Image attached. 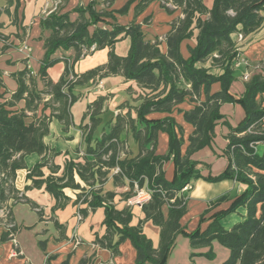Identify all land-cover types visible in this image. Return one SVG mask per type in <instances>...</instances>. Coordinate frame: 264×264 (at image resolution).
Segmentation results:
<instances>
[{
	"label": "trees",
	"instance_id": "trees-1",
	"mask_svg": "<svg viewBox=\"0 0 264 264\" xmlns=\"http://www.w3.org/2000/svg\"><path fill=\"white\" fill-rule=\"evenodd\" d=\"M135 1L129 0L118 12H126ZM149 1L152 0H141L137 11ZM160 1L169 11H172L170 3L173 7L182 8L184 13V17L172 23V29L166 36V53L161 49L159 39L150 41L145 38L139 23L132 22L128 26L112 24L111 28L98 26L100 22L107 23V18L115 19V13L113 10L98 11L97 0H92L86 7L76 9L79 13L76 20H71L68 13L60 11L43 17L41 27L51 30V33L44 41L45 55L40 69L35 73L26 67L13 73L18 83L15 91L10 92L5 87L0 69V209L7 211L6 218L0 217V225L6 228L2 241L14 238L18 230L13 205L28 199L25 191L17 188L15 181L18 171L27 169V178L32 180V186L45 185L57 200L68 199L64 192L67 187L79 190L75 203L86 205L79 207L82 216L104 207L106 232L97 236L95 243L109 249L112 254H118L120 244L130 240L137 251V264H166L177 236L183 234L189 237L194 249L209 247L206 252H192L190 264H196L193 258L200 255L214 260V241L230 252L220 264H264V151L259 148L264 145V107L260 96L264 93V72L251 75L242 95L236 96L231 92L236 79V64L240 59L236 36L239 33L248 35L262 25L264 0H215L211 9L205 6L203 0ZM206 13L209 16L203 19L202 15ZM93 25L97 26L91 32ZM195 28L198 29L196 45L190 48V56L184 58L180 50L181 42L191 38ZM123 36L130 37L132 41L125 56L115 52V44ZM94 44L96 49L109 48L106 64L77 74L73 70V62L67 60L61 79L54 82L50 78L48 70L58 61L53 57L58 49L74 48L77 60L84 56V49ZM12 46L9 35L0 30V54ZM209 58L213 59V66L220 68L219 73L212 72L210 67L199 66ZM117 74L136 81L145 90L142 102L136 106L137 119L129 111L118 114L110 131L100 138L94 139L91 131L88 132L84 161L69 160L60 176L56 175L59 167L55 165L45 176L43 168L49 164V148L43 137L48 127L47 117H37L40 106L50 108L51 116L69 123L71 106L79 98L75 86ZM38 78L44 83L41 89L37 85ZM215 83H220L217 91L212 90ZM202 94L203 100L200 99ZM186 99L197 104L184 111L185 120L194 127L184 152L185 140L181 128L172 117L150 119L147 116L152 112L171 113ZM21 101L25 105L19 108ZM103 102L104 97H99L89 106L93 108V122ZM224 103L241 104L245 117L237 126H231L227 134L228 143L224 150L229 158L227 168L219 176L208 179H235L248 187L233 199L229 209L218 212L206 229L187 232L181 224L187 212L188 199L183 188L202 177L197 169L198 163L191 155L211 145L215 127L224 118L221 113ZM29 115L33 117L31 121H28ZM127 128L132 130L140 148L139 154L133 157H122L126 150L123 134ZM159 131L169 134V151L164 155L156 154ZM31 153L41 155L42 160L28 168L25 156ZM170 159L175 163L172 180L166 179L163 170L165 162ZM116 166L120 167L118 173L113 172ZM75 175L84 182L83 186L77 182ZM110 176L116 186H128V190L122 193L125 199L135 193L136 182L140 187L150 189L151 198L142 210L146 220L161 228L158 247L144 233L143 220L132 225L131 208L118 209L114 204L117 193L104 190L103 185ZM30 187L26 185L25 189ZM224 199L226 196L215 204ZM164 205L168 206L167 216L163 212ZM239 206L246 207V217L226 229L221 224V218ZM93 261L94 256L91 255L83 258L80 264H93ZM62 264H70L69 258Z\"/></svg>",
	"mask_w": 264,
	"mask_h": 264
},
{
	"label": "crops",
	"instance_id": "crops-1",
	"mask_svg": "<svg viewBox=\"0 0 264 264\" xmlns=\"http://www.w3.org/2000/svg\"><path fill=\"white\" fill-rule=\"evenodd\" d=\"M50 0H0V30L9 35L13 46L0 54V69L3 71L5 87L13 92L17 89L18 83L13 73L23 70L30 65L33 72L40 69L42 59L45 55L44 41L51 33L49 29L41 27L44 8ZM92 0H63L60 12L68 13L71 20H76L79 7H86ZM129 0H97L96 9L98 11H110L115 13V19L107 18V23L100 22L98 26L111 28L112 24L128 26L132 22L141 24L145 33V38L150 41L159 39L161 49L167 52L168 46L166 36L172 29V23L184 17L182 8L169 6L172 11L165 8L160 0L149 1L142 10L137 11V5L141 0L132 3L126 12L119 13ZM215 0H203L208 9L213 7ZM262 25L252 33L244 35L242 41H238L240 58L249 63L237 67L236 79L232 83L231 92L240 96L245 91L244 74L250 72H264V10ZM209 14H203L202 18H208ZM97 25L90 27L92 32ZM198 29H194L191 38H186L181 42L180 50L184 58L190 56V48L197 42ZM237 38V36H236ZM27 43L30 52L20 50V45ZM131 38L123 36L115 44V52L121 56L129 53L131 48ZM109 48L96 49L85 54L76 60L74 48L58 49L53 57L58 61L49 68L48 73L54 82H58L63 76L67 60L73 62V70L77 74L106 64L108 61ZM213 59L209 58L199 63V66L210 67L214 73L221 70L212 65ZM37 85L41 89L44 83L38 78ZM4 88H1L3 90ZM220 89V83H215L213 91ZM75 92L79 98L71 106V120L65 123L56 116H51L50 108L40 106L37 117H47V133L43 140L48 146L49 164L43 168L45 176L51 173L53 166L59 169L56 175L64 173L65 166L69 160L84 161L87 150L86 135L91 131L92 137L100 138L103 133L110 131L118 114L131 112L137 119L136 106H138L145 96L136 81L128 80L124 76L107 75L101 79L89 80L75 86ZM263 100L264 93L260 95ZM99 97H104L103 107L95 115L96 121H92L91 114L93 108L89 106ZM204 99V94L200 97ZM197 102L186 99L178 104L171 113L152 112L147 117L150 119H162L172 117L177 126L181 128L185 143V152L189 144V136L193 133L194 127L184 118V111L192 109ZM25 102L21 101L19 108L24 107ZM221 113L224 118L215 127V135L211 145L195 151L191 158L197 161V169L202 177L191 183V188L185 192L188 195L187 212L181 219V224L187 232H193L200 228L204 230L220 211L227 210L232 205V201L242 194L247 185L235 179H222L213 181V178L222 174L228 166L229 158L224 153L228 143L227 134L230 127L237 126L245 117V110L239 103H224L221 106ZM33 119L29 115L28 121ZM264 123V119H263ZM102 128L101 135L98 134ZM133 132L127 128L123 134L126 150L122 157H133L139 154L138 142L132 140ZM264 151V145L259 146ZM169 151V134L166 131H159L156 154L164 155ZM42 160V156L31 153L25 156L28 168H32ZM165 177L172 180L175 176V163L172 159L165 162L163 166ZM77 182L82 186L84 182L75 175ZM26 185L31 186L25 189ZM16 186L25 191L28 201L19 202L13 205V216L18 230L14 238L6 241L1 240L5 226L0 225V264H62L69 258L70 264H80V261L87 256H94L93 264H137V251L130 240H125L120 244L119 253L112 254L107 248L98 246L95 243L97 236H102L106 232L104 225L105 208L98 207L94 211H89L81 220L77 218L80 206L75 200L79 190L65 188L64 192L68 199H56L45 185L41 187L32 186V180L27 178V169L18 171ZM105 191H115L117 194L114 204L118 209L130 207L133 213L131 224L137 225L143 220L142 227L144 233L153 241L155 247L159 246L161 228L151 220L145 219L142 208L129 206L127 199L122 193L128 190L127 185L114 184L112 176L103 185ZM226 199L216 203L220 198ZM60 204V205H59ZM163 212L168 214V206L164 205ZM247 214L244 206L237 207L221 218V224L230 229L235 223L242 221ZM216 258L210 260L200 255L193 258L196 264H220L229 256V250L218 241L213 242ZM209 247L194 249L190 244V239L186 235L179 234L176 244L171 251L166 264H190L192 252H206Z\"/></svg>",
	"mask_w": 264,
	"mask_h": 264
},
{
	"label": "built area",
	"instance_id": "built-area-1",
	"mask_svg": "<svg viewBox=\"0 0 264 264\" xmlns=\"http://www.w3.org/2000/svg\"><path fill=\"white\" fill-rule=\"evenodd\" d=\"M63 4V0H50L49 2L46 3V6L44 8L43 14L44 16H48L54 12H58L60 11V7ZM170 4V3H169ZM244 39V35L242 33H239L237 35V40L238 41H242ZM20 50L29 53L30 52V47L27 43H23L20 45ZM96 50V44L92 45L90 48L88 49H84L83 51V55L88 54L90 52H93ZM215 56H218L217 54H215ZM241 65H248V62L245 60H242L241 58L239 59V61L237 62L236 66L239 67ZM28 67H31L30 65H28ZM244 80L247 81L250 79L251 74L250 72H247L244 74ZM72 78V75H71ZM114 173H118L120 172V167L116 166L113 169ZM17 180V178H16ZM16 183V181H15ZM18 188V187H17ZM191 188V184H187L184 186L183 191H186L188 189ZM19 189V188H18ZM21 191H24L22 189H20ZM151 198V191L148 187H140L138 185V183H135V193L127 198V203L129 206H138L140 208H142V206L148 202ZM0 217L2 218H6L7 217V211L4 209H0ZM77 218L79 220H81L83 218L82 214L80 213V211L77 212Z\"/></svg>",
	"mask_w": 264,
	"mask_h": 264
},
{
	"label": "rangeland",
	"instance_id": "rangeland-1",
	"mask_svg": "<svg viewBox=\"0 0 264 264\" xmlns=\"http://www.w3.org/2000/svg\"><path fill=\"white\" fill-rule=\"evenodd\" d=\"M101 133H102V128H100V130H99L98 134H100V135H101ZM132 138H133L132 140L134 141V139H135V138H134V136H132ZM167 153H168V152H167ZM167 153H166V154H167Z\"/></svg>",
	"mask_w": 264,
	"mask_h": 264
}]
</instances>
